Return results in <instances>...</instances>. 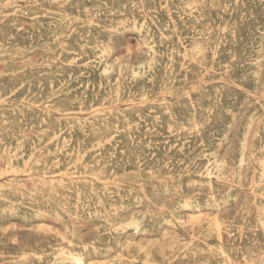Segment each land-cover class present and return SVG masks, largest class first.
Masks as SVG:
<instances>
[{"label": "rangeland", "instance_id": "374dc122", "mask_svg": "<svg viewBox=\"0 0 264 264\" xmlns=\"http://www.w3.org/2000/svg\"><path fill=\"white\" fill-rule=\"evenodd\" d=\"M116 1L0 0V264H264V0Z\"/></svg>", "mask_w": 264, "mask_h": 264}, {"label": "bare ground", "instance_id": "6f19581e", "mask_svg": "<svg viewBox=\"0 0 264 264\" xmlns=\"http://www.w3.org/2000/svg\"><path fill=\"white\" fill-rule=\"evenodd\" d=\"M51 1V0H50ZM77 1V0H76ZM89 1V0H88ZM97 1V0H96ZM104 1V0H103ZM118 1V0H117ZM116 1V2H117ZM99 2V1H98ZM241 2V1H240ZM249 2H250V0H249ZM260 2V1H259ZM263 2V1H262ZM52 3V2H51ZM110 3H111V1H110ZM118 3V2H117ZM149 3V2H148ZM217 3V2H216ZM65 4V3H64ZM109 4V3H108ZM134 4V3H133ZM154 4V3H153ZM259 4V3H258ZM82 6H83V4H81ZM151 5V4H150ZM167 5V4H166ZM247 5V4H246ZM263 5V4H262ZM74 6H77V5H74ZM106 6H107V4H106ZM169 6H171V5H169ZM200 6V5H199ZM239 6V5H238ZM242 6V5H241ZM260 6V5H259ZM8 7V6H7ZM32 7V6H31ZM30 7V8H31ZM34 7V6H33ZM36 7V6H35ZM123 7V6H122ZM174 7V6H173ZM205 7V6H204ZM240 7V6H239ZM248 6H246L245 8H247ZM64 8V7H63ZM118 8V7H117ZM127 8V7H126ZM172 8V7H171ZM192 8V7H191ZM194 8V7H193ZM241 8V7H240ZM264 7H262V9H263ZM55 9V8H54ZM65 9V8H64ZM167 9V8H166ZM173 9V8H172ZM242 9V8H241ZM8 10V9H7ZM6 10V11H7ZM10 10V9H9ZM18 10V9H17ZM37 10V9H36ZM85 10V9H84ZM104 10V9H103ZM180 10V9H179ZM199 10H200V8H199ZM233 10V9H232ZM246 10V9H245ZM248 10V9H247ZM42 11V10H41ZM44 11V10H43ZM47 11V10H46ZM87 11V10H86ZM105 11V10H104ZM108 11V10H107ZM109 11H110V9H109ZM126 11V10H125ZM135 11V10H134ZM133 11V12H134ZM140 11V10H139ZM240 11V10H239ZM49 12V11H48ZM54 12H56V11H54ZM101 12H102V10H101ZM246 12V11H245ZM254 12V11H253ZM20 13V12H19ZM65 13V12H64ZM149 14H150V12H148ZM199 13V12H198ZM248 13V12H247ZM48 14V13H47ZM57 14H59V13H57ZM91 14H92V12H91ZM93 14H95L94 12H93ZM177 14V13H176ZM186 14V13H185ZM235 14V13H234ZM13 15V14H12ZM16 15V14H15ZM25 15V14H24ZM43 15V14H42ZM53 15H55V14H53ZM121 15V14H120ZM169 15V14H168ZM180 15V14H179ZM183 15V14H182ZM209 15V14H208ZM39 16H41V15H39ZM59 16V15H58ZM110 16V15H109ZM118 16V15H117ZM122 16V15H121ZM190 16V15H189ZM12 17V16H11ZM24 17H27V16H24ZM46 17V16H45ZM70 17V16H69ZM73 17V16H72ZM99 17V16H98ZM261 17V16H260ZM8 18V17H7ZM40 18V17H39ZM97 18V17H96ZM164 18V17H163ZM192 18V17H191ZM243 18V17H242ZM257 18V17H256ZM259 18V17H258ZM36 19V18H35ZM56 19V18H55ZM165 19H168V18H165ZM193 19V18H192ZM15 20H16V18H15ZM44 20V19H43ZM59 20V19H58ZM62 20V19H61ZM66 20V19H65ZM95 20V19H94ZM97 20V19H96ZM95 20V21H96ZM164 20V19H163ZM200 20V19H199ZM37 21V20H36ZM171 21V20H170ZM176 21V20H175ZM178 21V20H177ZM180 21V20H179ZM196 21V20H195ZM204 21V20H203ZM4 22V21H3ZM2 22V23H3ZM8 22V21H7ZM10 22V21H9ZM61 22V21H60ZM93 22V21H92ZM1 23V24H2ZM54 23V22H53ZM57 23V22H56ZM20 24H21V22H20ZM32 24V23H31ZM37 24V23H36ZM40 24V23H39ZM58 24V23H57ZM61 24V23H60ZM83 24V23H82ZM176 24V23H175ZM190 24V23H189ZM200 24V23H199ZM6 25V24H5ZM4 25V26H5ZM16 25V24H15ZM17 25H19V24H17ZM16 25V26H17ZM43 25V24H42ZM74 25V24H73ZM96 25V24H95ZM181 25V24H180ZM7 26V25H6ZM12 26V25H11ZM27 26V25H26ZM29 26V25H28ZM62 26V25H61ZM72 26V25H71ZM98 26V25H97ZM172 26V25H171ZM191 26V25H190ZM30 27V26H29ZM49 27V26H48ZM52 27V26H51ZM68 27V26H67ZM83 27V26H82ZM88 27V26H87ZM101 27V26H100ZM155 27V26H154ZM13 28V27H12ZM15 28V27H14ZM27 29V28H26ZM44 29V28H43ZM51 29V28H50ZM59 29V28H58ZM80 29V28H79ZM86 29V28H85ZM169 29V28H168ZM260 29V28H259ZM37 30V29H36ZM61 30V29H60ZM88 30V29H87ZM163 30V29H162ZM190 30V29H189ZM222 30V29H221ZM225 30V29H224ZM44 31V30H43ZM49 31V30H48ZM66 31V30H65ZM64 31V32H65ZM69 31V30H68ZM81 31V30H80ZM89 31V30H88ZM218 31V30H217ZM230 31V30H229ZM6 32V31H5ZM19 32V31H18ZM26 32V31H25ZM28 32V31H27ZM60 32V31H59ZM165 32V31H164ZM226 32V31H225ZM22 33V32H21ZM67 33V32H66ZM74 33V32H73ZM159 33V32H158ZM1 34V33H0ZM61 34V33H60ZM63 34V33H62ZM76 34V33H75ZM83 34H84V32H83ZM160 34V33H159ZM227 34H228V32H227ZM92 35V34H91ZM20 36V35H19ZM56 36V35H55ZM68 36V35H67ZM22 37V36H21ZM66 37V36H65ZM178 37V36H177ZM13 38V37H12ZM62 38V37H61ZM72 38H75V37H72ZM88 38V37H87ZM215 38V37H214ZM71 39V38H70ZM80 39V38H79ZM92 39V38H91ZM200 39V38H199ZM6 40V39H5ZM4 40V41H5ZM23 40V39H22ZM67 40V39H66ZM175 40V39H174ZM234 40V39H233ZM259 40V39H258ZM13 41H14V39H13ZM54 41H55V39H54ZM82 41V40H81ZM168 41V40H167ZM170 41V40H169ZM239 41V40H238ZM237 41V42H238ZM245 41V40H244ZM101 42V41H100ZM210 42V41H209ZM215 42V41H214ZM224 42V41H223ZM236 42V41H235ZM23 43V42H22ZM26 43H28V42H26ZM32 43V42H31ZM217 43V42H216ZM228 43V42H227ZM1 44V43H0ZM207 44V43H206ZM212 44V43H211ZM214 44V43H213ZM3 45V44H2ZM7 45V44H6ZM19 44H17V46H18ZM196 45H198V44H196ZM223 45V44H222ZM9 46H10V42H9ZM64 46V45H63ZM189 46H190V44H189ZM245 46V45H244ZM24 47V46H23ZM247 47V46H246ZM258 47H260V46H258ZM68 48V47H67ZM212 48H213V46H212ZM221 48V47H220ZM233 48V47H232ZM193 49V48H192ZM244 49H246V48H244ZM214 50V49H213ZM10 51V50H9ZM19 51V50H18ZM218 51V50H217ZM250 51V50H249ZM264 51V50H263ZM106 52V51H105ZM104 52V53H105ZM152 52V51H151ZM159 52V51H158ZM184 52H185V50H184ZM199 52V51H198ZM197 52V53H198ZM246 52V51H245ZM196 53V54H197ZM200 53V52H199ZM185 54V53H184ZM216 54H217V52H216ZM7 55V54H6ZM198 55V54H197ZM223 55V54H222ZM227 55V54H226ZM186 56V55H185ZM13 57V56H12ZM218 57H219V55H218ZM183 59H184V57H183ZM219 59V58H218ZM217 59V60H218ZM212 61H213V59H211ZM255 60V59H254ZM8 62V61H7ZM92 62V61H91ZM158 62V61H157ZM11 63V62H10ZM95 63V62H94ZM209 63V62H208ZM188 64V63H187ZM11 65V64H10ZM75 65V64H74ZM88 65V64H87ZM96 65V64H95ZM99 65V64H98ZM104 65V64H103ZM1 66V65H0ZM3 66V65H2ZM2 66H1V68H2ZM14 66V65H13ZM16 66V65H15ZM77 66V65H76ZM232 66V65H231ZM11 67V66H10ZM69 67V66H68ZM95 67V66H94ZM229 67V66H228ZM253 67H254V65H253ZM93 68V67H92ZM3 69H4V67H3ZM74 69V68H73ZM103 69V68H102ZM108 68L107 67H104V71L105 70H107ZM0 70H2V69H0ZM164 70V69H163ZM167 70V69H166ZM251 70V69H250ZM14 71V70H13ZM168 71V70H167ZM247 71V70H246ZM90 72V71H89ZM165 72V71H164ZM199 72V71H198ZM210 72V71H209ZM214 72V71H213ZM102 73V72H101ZM188 73V72H187ZM217 73V72H216ZM103 74V73H102ZM253 74V73H252ZM218 75V74H217ZM233 75V74H232ZM249 75V74H248ZM250 75H251V73H250ZM20 77V76H19ZM22 77H24V76H22ZM22 77H20V78H22ZM101 77V76H100ZM229 77V76H228ZM248 77V76H247ZM251 77V76H250ZM7 78V77H6ZM9 78V77H8ZM192 78V77H191ZM246 78V77H245ZM22 80V79H21ZM188 81H190V80H188ZM245 81V80H244ZM248 81V80H247ZM12 82V81H11ZM21 82V81H20ZM102 82V81H101ZM173 82V81H172ZM175 83V82H174ZM7 84V83H6ZM22 84V83H21ZM113 85V84H112ZM175 85V84H174ZM261 85H262V83H261ZM5 86V85H4ZM24 86V85H23ZM0 87H2V86H0ZM209 87V86H208ZM220 87V86H219ZM229 87V86H228ZM23 88V87H22ZM116 88V87H115ZM232 88V87H231ZM240 88V87H239ZM15 89V88H14ZM25 89H26V87H25ZM86 89V88H85ZM102 89V88H101ZM6 90H7V88H6ZM18 90H20V88L18 89ZM121 90V89H120ZM241 90V89H240ZM245 90V89H244ZM10 91H11V86H10ZM193 91V90H192ZM207 91V90H206ZM242 91V90H241ZM262 91V90H261ZM6 92V91H5ZM86 92V91H85ZM102 92H104V91H102ZM101 92V93H102ZM246 92V91H245ZM244 92V93H245ZM206 93V92H205ZM260 93V92H259ZM9 94V93H8ZM107 94V93H106ZM204 94V93H203ZM189 95V94H188ZM251 95V94H250ZM246 96V95H245ZM65 97V96H64ZM6 98V97H5ZM61 98V97H60ZM185 99H187V98H185ZM247 99V98H246ZM263 99V98H262ZM9 100H11V99H9ZM191 100V99H190ZM189 100V101H190ZM264 100V99H263ZM110 101H111V98H110ZM109 101V102H110ZM184 101H186V100H184ZM197 103V102H196ZM220 103V102H219ZM259 103V102H258ZM257 103V104H258ZM263 103V102H262ZM161 104V103H160ZM206 104V103H205ZM256 104V105H257ZM153 105H154V103H153ZM165 105V104H164ZM195 105H197V104H195ZM200 105V104H199ZM142 106V105H141ZM162 106V105H161ZM166 106V105H165ZM206 106V105H205ZM221 106V105H220ZM23 107V106H22ZM53 107V106H52ZM51 107V108H52ZM155 107V106H154ZM190 107V106H189ZM200 107V106H199ZM222 107V106H221ZM47 108V107H46ZM156 108V107H155ZM188 108V107H187ZM190 108H192V107H190ZM216 108V107H215ZM220 108V107H219ZM27 109V108H26ZM33 109V108H32ZM124 109V108H123ZM157 109V108H156ZM164 109V108H163ZM222 109V108H221ZM15 110V109H14ZM24 110V109H23ZM129 110H131V109H129ZM213 110V109H212ZM219 110V109H218ZM6 111V110H5ZM4 111V112H5ZM28 111V110H27ZM51 111V110H50ZM106 111V110H105ZM128 111V110H127ZM137 111H139L138 110V108H137ZM231 111V110H230ZM6 112H8V111H6ZM16 112V111H15ZM23 112V111H22ZM130 112V111H129ZM168 112H170V111H168ZM167 112V113H168ZM213 112V111H212ZM11 113V112H10ZM17 113V112H16ZM16 113H14V114H16ZM105 113H107V112H105ZM120 113V112H119ZM118 113V115H120ZM229 113V112H228ZM104 114V113H103ZM128 114V113H127ZM130 114V113H129ZM166 114V113H165ZM169 114V113H168ZM173 114V113H172ZM178 114H179V112H178ZM205 114V113H204ZM31 115V114H30ZM108 115V114H107ZM117 115V114H116ZM176 115V114H175ZM218 115V114H217ZM11 116V115H10ZM27 116V115H26ZM95 116V115H94ZM105 116V115H104ZM174 116V115H173ZM192 116V115H191ZM219 116V115H218ZM231 116V115H230ZM14 117V116H13ZM37 117V116H36ZM39 117H41V116H39ZM51 117H53V116H51ZM124 118H125V116H123ZM164 117V116H163ZM171 117V116H170ZM2 118V117H1ZM16 118H17V114H16ZM119 118V117H118ZM121 119H122V116L120 117ZM165 118V117H164ZM221 118V117H220ZM223 118V117H222ZM3 119V118H2ZM4 119H5V117H4ZM11 119V118H10ZM18 119H19V117H18ZM18 119H15V120H18ZM44 119V118H43ZM53 119V118H52ZM94 119V118H93ZM112 119V118H111ZM193 119V118H192ZM195 119V118H194ZM12 120H13V118H12ZM20 120V119H19ZM35 121H36V119H34ZM41 120V119H40ZM47 120H49V119H47ZM56 120V119H55ZM218 120V119H217ZM28 121V120H27ZM62 121V120H61ZM109 121V120H108ZM176 121V120H175ZM14 122V121H13ZM31 122V121H30ZM46 122V121H45ZM55 122V121H54ZM87 122V121H86ZM111 122V121H110ZM124 122V121H123ZM173 122V121H172ZM200 122V121H199ZM249 122V121H248ZM5 123V122H4ZM12 123V122H11ZM19 123V122H18ZM17 123V124H18ZM24 123V122H23ZM116 123V122H115ZM125 123V122H124ZM177 123V122H176ZM229 123V122H228ZM7 124V123H6ZM14 124H15V122H14ZM43 124H44V122H43ZM54 124V123H53ZM83 124H85V123H83ZM93 124V123H92ZM122 124V123H121ZM126 124V123H125ZM199 124V123H198ZM264 124V123H263ZM28 125H29V123H28ZM38 125V124H37ZM41 125V124H40ZM39 125V126H40ZM116 125V124H115ZM196 125V124H195ZM22 126V125H21ZM76 126V125H75ZM92 126V125H91ZM132 126V125H131ZM13 127V126H12ZM42 127V126H41ZM96 127V126H95ZM102 127H104V126H102ZM115 127V126H114ZM117 127V126H116ZM197 127V126H196ZM127 128V127H126ZM36 129H38V128H36ZM75 129V128H74ZM88 129V128H87ZM202 129V128H201ZM206 129V128H205ZM29 130V129H28ZM51 130H53V128L51 129ZM126 130V129H125ZM129 130V129H128ZM136 130V129H135ZM134 130V131H135ZM84 131V130H83ZM133 131V130H132ZM131 131V132H132ZM137 131V130H136ZM199 131V130H198ZM12 132V131H11ZM37 132V131H36ZM68 132V131H67ZM66 132V133H67ZM202 132V131H201ZM26 133V132H25ZM69 133V132H68ZM86 133V132H85ZM84 133V134H85ZM90 133V132H89ZM101 133V132H100ZM115 133V132H114ZM259 133H260V131H259ZM1 134V133H0ZM23 134V133H22ZM44 134V133H43ZM47 134V133H46ZM57 133H55L54 134V136L56 135ZM120 134H122V132L120 133ZM126 134V133H125ZM261 134V133H260ZM262 134H263V131H262ZM38 135V134H37ZM36 135V136H37ZM90 135V134H89ZM106 136L108 135V134H105ZM111 135V134H110ZM123 135V134H122ZM200 135V134H199ZM207 135V134H206ZM206 135H205V137H206ZM223 135V134H222ZM58 136V135H57ZM63 136V135H62ZM79 136V135H78ZM92 136V135H91ZM113 136V135H112ZM211 136V135H210ZM11 137V136H10ZM31 137V136H30ZM34 137V136H33ZM93 137V136H92ZM96 137V136H95ZM99 137V136H98ZM119 137V136H118ZM12 138V137H11ZM83 138V137H82ZM103 138V137H102ZM229 138V137H228ZM264 138V137H263ZM9 139V138H8ZM18 139H20V137L18 138ZM25 139V138H24ZM33 139V138H32ZM44 139V138H43ZM89 139V138H88ZM87 139V140H88ZM205 139V138H204ZM1 140V139H0ZM11 140V139H10ZM31 140V139H30ZM35 140V139H34ZM60 140V139H59ZM61 140H63V139H61ZM65 140V139H64ZM90 140V139H89ZM96 140V139H95ZM148 140V139H147ZM214 140V139H213ZM264 140V139H263ZM38 141V140H37ZM51 141V140H50ZM66 141V140H65ZM142 141V140H141ZM212 141V140H211ZM257 141V140H256ZM34 142V141H33ZM43 142V141H42ZM74 142H75V140H74ZM78 142V141H77ZM81 142V141H80ZM143 142V141H142ZM39 143H40V140H39ZM49 143V142H48ZM54 143V142H53ZM72 143V142H71ZM86 143V142H85ZM91 143V142H90ZM115 143V142H114ZM149 143V142H148ZM209 143V142H208ZM229 143H230V141H229ZM257 143V142H256ZM261 143V142H260ZM12 144V143H11ZM19 144V143H18ZM34 144V143H33ZM43 144V143H42ZM42 144H40V145H42ZM56 144V143H55ZM63 144V143H62ZM139 144H141V143H139ZM2 145V144H1ZM45 145V144H44ZM68 145V144H67ZM229 145V144H228ZM5 146V145H4ZM9 146V145H8ZM62 146V145H61ZM70 146V145H69ZM89 147H90V145H88ZM143 146V145H142ZM261 146V145H260ZM263 146V145H262ZM31 147V146H30ZM46 147V146H45ZM48 147H49V145H48ZM87 147V146H86ZM109 147V146H108ZM137 147V146H136ZM140 147V146H139ZM209 147H210V145H209ZM218 148V147H217ZM14 149V148H13ZM136 149V148H135ZM7 150V149H6ZM44 150V149H43ZM50 150V149H49ZM67 150V149H66ZM211 150H213V149H211ZM18 151V150H17ZM31 151V150H30ZM48 151V150H47ZM53 151V150H52ZM224 151V150H223ZM240 151V150H239ZM261 151V150H260ZM21 152V151H20ZM38 152V151H37ZM42 152V151H41ZM48 152H50V151H48ZM26 153V152H25ZM215 153V152H214ZM13 154V153H12ZM18 154H20V153H18ZM49 154V153H48ZM52 154V153H51ZM255 154V153H254ZM34 155V154H33ZM53 155V154H52ZM55 155V154H54ZM208 155V154H207ZM4 155H2V157H3ZM10 156V155H9ZM38 156V155H37ZM221 156V155H220ZM135 157V156H134ZM156 157V156H155ZM207 157V156H206ZM213 157V156H212ZM43 158V157H42ZM46 158H48V157H46ZM20 159V158H19ZM208 159V158H207ZM257 159V158H256ZM18 160V159H17ZM31 160V159H30ZM224 160V159H223ZM37 161V160H36ZM225 161V160H224ZM249 161V160H248ZM158 162V161H157ZM164 162V161H163ZM40 163H41V161H40ZM42 163H43V161H42ZM214 163V162H213ZM212 163V164H213ZM237 163V162H236ZM11 164H13V163H11ZM37 164H38V162H37ZM36 164V165H37ZM131 164V163H130ZM211 164V163H210ZM31 165V164H30ZM156 165V164H155ZM165 165V164H164ZM209 165V164H208ZM241 165V164H240ZM14 166V165H13ZM24 166V165H23ZM40 166V165H39ZM45 166H46V164H45ZM158 166V165H157ZM226 166V165H225ZM32 167V166H31ZM36 167V166H35ZM95 167V166H94ZM97 167V166H96ZM140 167V166H139ZM149 167V166H148ZM153 167V166H152ZM227 167V166H226ZM261 167H262V169L264 170V157H263V159L261 160ZM11 168V167H10ZM28 168V167H27ZM98 168V167H97ZM104 168V167H103ZM106 168H108V169H110L109 167H106ZM105 168V169H106ZM160 168H162V165H161V167ZM167 168V167H166ZM169 168V167H168ZM211 168V167H210ZM36 169V168H35ZM34 169V170H35ZM80 169V168H79ZM85 169V168H84ZM83 169V170H84ZM88 169V168H87ZM93 169V168H92ZM107 169V170H108ZM194 169V168H193ZM198 169V168H197ZM196 169V170H197ZM48 170V169H47ZM95 170H96V168H95ZM154 170V169H153ZM158 170H159V168H158ZM211 170V169H210ZM214 170V169H213ZM52 171V170H51ZM101 171V170H100ZM185 171V170H184ZM188 171V170H187ZM199 171V170H198ZM25 172V171H24ZM33 172V171H32ZM47 172V171H46ZM90 172H92L91 170H90ZM89 172V173H90ZM95 172V171H94ZM122 172V171H121ZM156 172H157V169H156ZM159 172V171H158ZM189 172V171H188ZM204 172V171H203ZM202 172V173H203ZM206 172V171H205ZM209 172V171H208ZM226 172V171H225ZM7 173V172H6ZM30 173H31V171H30ZM42 173H43V171H42ZM48 173V172H47ZM87 173V172H86ZM97 173V172H96ZM104 173V172H103ZM149 173V172H148ZM171 173H173V172H171ZM213 173V172H212ZM216 173H217V171H216ZM234 173V172H233ZM257 173V172H256ZM18 174V173H17ZM34 174V173H33ZM36 174H37V172H36ZM51 174V173H50ZM49 174V175H50ZM84 174V173H83ZM208 174V173H207ZM211 174V173H210ZM221 174V173H220ZM260 174V173H259ZM5 175V174H4ZM7 175V174H6ZM48 175V174H47ZM100 175H101V173H100ZM151 175V174H150ZM229 175V174H228ZM46 176V175H45ZM203 176V175H202ZM211 176V175H210ZM215 176V175H214ZM227 176V175H226ZM232 176V175H231ZM16 177V176H15ZM14 177V178H15ZM21 177V176H20ZM87 177V176H86ZM209 177V176H208ZM216 177V176H215ZM17 178V177H16ZM64 178V177H63ZM81 178V177H80ZM82 178H84V177H82ZM95 178V177H94ZM214 178V177H213ZM252 178V177H251ZM258 178V177H257ZM18 179V178H17ZM17 179H16V182H17ZM27 179V178H26ZM34 179V178H33ZM36 179H38V178H36ZM69 179V178H68ZM203 179V178H202ZM209 179H210V177H209ZM249 179V178H248ZM13 180V179H12ZM41 180H44V178L43 179H41ZM231 180V179H230ZM95 181H96V179H95ZM144 181V180H143ZM146 181V180H145ZM150 181V180H149ZM171 181V180H170ZM169 181V182H170ZM184 181V180H183ZM261 181V180H260ZM31 182V181H30ZM73 182V181H72ZM142 182V181H141ZM232 182V181H231ZM259 182V181H258ZM262 182V181H261ZM11 183V182H10ZM98 183H100V182H98ZM156 183V182H155ZM173 183V182H172ZM196 183V182H195ZM7 184V183H6ZM14 184V183H13ZM24 184V183H23ZM22 184V185H23ZM26 184V183H25ZM28 184V183H27ZM30 184V183H29ZM64 184V183H63ZM89 185L90 186V188H91V190H93V184L91 183V182H89V181H87V179H84V183H83V185ZM96 183H94V185H95ZM133 184V183H132ZM145 184V183H144ZM184 184H185V182H184ZM215 184V183H214ZM225 184V183H224ZM228 184H230V183H228ZM233 184V183H232ZM17 185V184H16ZM38 185V184H37ZM53 185V184H52ZM70 185V184H69ZM73 185V184H72ZM80 185V184H79ZM99 185V184H98ZM105 185V184H104ZM203 185V184H202ZM222 185V184H221ZM262 185V184H261ZM264 185V184H263ZM5 186V185H4ZM31 186V185H30ZM29 186V187H30ZM33 186V185H32ZM39 186V185H38ZM43 186V185H42ZM45 186V185H44ZM51 186V185H50ZM56 186V185H55ZM136 186V185H135ZM149 186V185H148ZM195 186V185H194ZM207 186V185H206ZM255 186V185H254ZM253 186V187H254ZM28 187V186H27ZM47 187V186H46ZM62 187V186H61ZM69 187H72V186H69ZM104 187V186H103ZM132 187V186H131ZM138 187V186H137ZM151 187V186H150ZM8 188V187H7ZM42 188V187H41ZM45 188V187H44ZM99 188V187H98ZM106 188V187H105ZM112 188H115V187H112ZM142 188V187H141ZM172 188V187H171ZM186 188V187H185ZM259 188V187H258ZM4 189V188H3ZM20 189V188H19ZM59 189V188H58ZM71 189V188H70ZM89 189V188H88ZM101 189H102V187H101ZM109 189V188H108ZM115 189H117V188H115ZM120 189V188H119ZM173 189V188H172ZM224 189V188H223ZM232 189V188H231ZM264 189V188H263ZM25 190V189H24ZM30 190V189H29ZM76 190V189H75ZM80 190V189H79ZM79 190H76L75 191V194L78 196V198H79V200H77V201H80V200H82V197H84V196H82V192L81 191H79ZM97 190V189H96ZM156 190V189H155ZM181 190V189H180ZM252 190V189H251ZM250 190V191H251ZM3 191V190H2ZM8 191V190H7ZM17 191V190H16ZM37 191V190H36ZM40 191V190H39ZM44 191V190H43ZM52 191V190H51ZM65 191H66V189H65ZM87 191V190H86ZM106 191V190H105ZM157 191V190H156ZM259 191V190H258ZM18 192V191H17ZM16 192V193H17ZM73 192V191H72ZM91 192V191H90ZM100 192V191H99ZM128 192V191H127ZM133 192V191H132ZM135 192V191H134ZM145 192V191H144ZM216 192V191H215ZM214 192V193H215ZM249 192V191H248ZM15 193V192H14ZM37 193V192H36ZM62 193V192H61ZM69 193V192H68ZM128 194V193H127ZM144 194V193H143ZM200 194V193H199ZM198 194V195H199ZM230 194V193H229ZM10 195H11V193H10ZM9 195V196H10ZM13 195V194H12ZM16 195V194H15ZM38 195V194H37ZM57 195V194H56ZM118 195V194H117ZM145 195V194H144ZM219 195V194H218ZM14 196V195H13ZM101 196V195H100ZM100 196H99V198H98V200H97V202L99 203V204H104V202H105V199L103 198V197H101L100 198ZM119 196V195H118ZM207 196V195H206ZM254 196V195H253ZM11 197V196H10ZM18 197V196H17ZM36 197H38V196H36ZM40 198H41V196H39ZM57 197H58V195H57ZM87 197V196H86ZM107 197V196H106ZM114 197V196H113ZM134 197V196H133ZM219 197V196H218ZM25 198V197H24ZM30 198V197H29ZM64 198V197H63ZM70 198V197H69ZM68 198V199H69ZM146 198H148V197H146ZM190 198H192V197H190ZM208 198V197H207ZM224 198V197H223ZM253 198V197H252ZM14 199V198H13ZM44 199V198H43ZM95 199V198H94ZM93 199V200H94ZM110 199V198H109ZM178 199V198H177ZM197 199V198H196ZM258 199V198H257ZM261 199H264V198H261ZM2 200V199H1ZM21 200V199H20ZM72 200V199H71ZM85 200V199H84ZM111 200V199H110ZM123 200V199H122ZM149 200V199H148ZM184 200V199H183ZM212 200V199H211ZM213 200L215 201L216 199H214L213 198ZM219 200V199H218ZM3 201V200H2ZM32 201H33V199H32ZM37 201V200H36ZM91 201V200H90ZM96 201V200H95ZM125 201V200H124ZM133 201V200H132ZM139 201H140V199H139ZM200 201V200H199ZM41 202H43V201H41ZM40 202V203H41ZM49 202V201H48ZM83 202V201H82ZM89 202V201H88ZM143 202V201H142ZM185 202V201H184ZM31 203V202H30ZM52 203V202H51ZM84 203V202H83ZM106 203V202H105ZM118 203H119V201H118ZM145 203H146V201H145ZM193 203V202H192ZM47 204V203H46ZM54 204V203H53ZM170 204V203H169ZM191 204V203H190ZM253 204V203H252ZM11 205V204H10ZM16 205V204H15ZM20 205V204H19ZM28 205H30L29 203H28ZM33 205H36V204H33ZM85 205V204H84ZM123 204H121V206H122ZM45 206V205H44ZM81 206V205H80ZM147 206V205H146ZM230 206V205H229ZM245 206V205H244ZM9 207V206H8ZM17 207V206H16ZM41 207V206H40ZM46 207V206H45ZM85 207H87V206H84V208ZM109 207V206H108ZM149 207V206H148ZM154 207H156V206H154ZM177 207V206H176ZM257 207V206H256ZM20 208H22L21 206H20ZM42 208V207H41ZM55 208V207H54ZM83 208V207H82ZM89 208V207H88ZM241 208V207H240ZM5 209V208H4ZM100 209V208H99ZM16 210V209H15ZM59 210V209H58ZM69 210V209H68ZM85 210V209H84ZM116 210V208H114L113 209V211H115ZM202 210V209H201ZM205 210V209H204ZM207 210H208V208H207ZM211 210V209H210ZM258 210V209H257ZM63 211V210H62ZM70 211V210H69ZM76 211V210H75ZM88 211V210H87ZM96 211V210H95ZM109 211V210H108ZM209 211V210H208ZM242 211V210H241ZM245 211V210H244ZM51 212H53V211H51ZM61 212V211H60ZM90 212V211H89ZM103 212V211H102ZM149 212V211H148ZM205 212V211H204ZM246 212V211H245ZM4 213V212H3ZM13 213V212H12ZM17 213V212H16ZM29 213V212H28ZM33 213V212H32ZM54 213V212H53ZM83 213V212H82ZM125 213V212H124ZM157 213V212H156ZM190 213V212H189ZM78 214V213H77ZM86 214V213H85ZM146 214H147V212H146ZM196 214V213H195ZM245 214V213H244ZM247 214V213H246ZM257 214L258 215H261L262 216V218H260V223H261V227L262 228H264V219H263V216H264V209H262V210H259V211H257ZM1 215V214H0ZM28 215V214H27ZM34 215V214H33ZM36 215V214H35ZM75 215V214H74ZM84 215V214H83ZM101 215V214H100ZM115 215V214H114ZM154 215V214H153ZM56 216H58V215H56ZM79 216V215H78ZM149 216V215H148ZM161 216V215H160ZM206 216V215H205ZM257 216V215H256ZM65 217V216H64ZM72 217V216H71ZM91 217V216H90ZM103 217V216H102ZM109 217V216H108ZM157 217V216H156ZM34 218V217H33ZM51 218V217H50ZM69 218V217H68ZM110 218V217H109ZM163 218V217H162ZM206 218V217H205ZM208 218V217H207ZM214 218V217H213ZM232 218V217H231ZM239 218V217H238ZM52 219V218H51ZM78 219V218H77ZM94 219V218H93ZM121 219V218H120ZM139 217H136V216H133L132 217V227H134V231H135V233H137L138 235H139V233L140 234H144L145 235V228H144V226L142 227V225H141V223H140V221H139ZM103 220V219H102ZM117 220H118V218H117ZM123 220V219H122ZM192 220H193V218H192ZM208 220V219H207ZM72 221V220H71ZM92 221V220H91ZM124 221V220H123ZM97 222H99V221H97ZM204 222V221H203ZM231 222V221H230ZM187 223V222H186ZM189 223H191L190 221H189ZM237 223V222H236ZM256 223V222H255ZM41 224V223H40ZM51 224V223H50ZM61 224V223H60ZM97 224V223H96ZM108 224V223H107ZM192 224H193V222H192ZM191 224V225H192ZM200 224V223H199ZM214 224V223H213ZM73 225V224H72ZM98 225V224H97ZM105 225V224H104ZM245 225V224H244ZM45 226H46V224H45ZM111 226V225H110ZM124 226V225H123ZM131 226V225H130ZM166 226V225H165ZM194 226V225H193ZM204 226V225H203ZM207 226H209V225H207ZM223 226H225V225H223ZM236 226V225H235ZM246 226H247V224H246ZM41 227V226H40ZM170 227V226H169ZM202 227V226H201ZM229 227V226H228ZM233 227V226H232ZM237 227V226H236ZM235 227V228H236ZM239 227V226H238ZM250 227H252V225L250 226ZM260 227V228H261ZM42 228V227H41ZM47 228H48V226H47ZM73 228V227H72ZM103 228V227H102ZM117 228V227H116ZM126 228V227H125ZM222 228V227H221ZM257 228V227H256ZM52 229V228H51ZM87 229V228H86ZM97 229V228H96ZM195 229V228H194ZM197 229H199V228H197ZM220 228H219V225H218V230H219ZM229 229H231V228H229ZM46 230V229H45ZM49 230V229H48ZM58 230V229H57ZM83 230H85V229H83ZM89 230V229H88ZM105 230V229H104ZM118 230H119V227H118ZM210 230V229H209ZM221 230V229H220ZM252 230H253V228H252ZM217 231V230H216ZM222 231V230H221ZM244 231V230H243ZM39 232V231H38ZM57 232V231H56ZM101 232V231H100ZM132 232V231H131ZM193 232V231H192ZM220 232V231H219ZM225 232V231H224ZM246 232V231H245ZM44 233V232H43ZM52 233V232H51ZM106 233V232H105ZM116 233H117V231H116ZM197 233V232H196ZM208 233V232H207ZM216 233V232H215ZM248 233V232H247ZM59 234V233H58ZM102 234V233H101ZM101 234H99V236L101 235ZM111 234V233H110ZM109 234V235H110ZM239 234V233H238ZM253 234V233H252ZM251 234V235H252ZM57 235V234H56ZM61 235V234H60ZM216 235V234H215ZM222 235H224V234H222ZM235 235V234H234ZM249 235V234H248ZM255 235V234H254ZM62 236V235H61ZM117 236V235H116ZM147 236V235H146ZM182 236V235H181ZM210 236V235H209ZM253 236V235H252ZM260 236V235H259ZM67 237V236H66ZM190 237H192V236H190ZM200 237V236H199ZM220 237H221V234H220ZM231 237V236H230ZM229 237V238H230ZM244 237V236H243ZM123 238H125V237H123ZM122 238V239H123ZM88 239V238H87ZM221 239V238H220ZM242 239V238H241ZM240 239V240H241ZM81 240V239H80ZM205 240V239H204ZM210 240V239H209ZM208 240V241H209ZM227 240V239H226ZM211 241H212V239H211ZM218 241V240H217ZM216 241V242H217ZM239 241V240H238ZM247 241H248V238H247ZM254 241V240H253ZM257 241V240H256ZM196 242V241H195ZM225 242V241H224ZM240 242V241H239ZM202 243V242H201ZM246 243V242H245ZM69 244H70V247H65L64 249H63V254L65 255L64 256V259H66V260H68L69 261V264H93V263H85L84 262V259H83V253L81 252V250L83 249V245L81 246H73L70 242H69ZM92 244V243H91ZM183 244V243H182ZM240 244V243H239ZM250 244V243H249ZM248 244V245H249ZM194 245V244H193ZM244 245V244H243ZM255 245V244H254ZM92 246V245H91ZM198 246V245H197ZM225 246V245H224ZM230 246V245H229ZM240 246H241V244H240ZM245 246V245H244ZM247 246V245H246ZM250 246V245H249ZM248 246V247H249ZM256 246V245H255ZM93 247V246H92ZM94 247H96V246H94ZM93 247V248H94ZM140 247L141 248H145V246L144 245H140ZM183 247H186V246H183ZM203 247H204V245H203ZM220 247V246H219ZM226 247V246H225ZM263 247V246H262ZM188 248V247H187ZM194 248V247H193ZM206 248V247H205ZM208 248V247H207ZM206 248V249H207ZM212 248H214V247H212ZM228 248V247H227ZM256 248V247H255ZM86 249L88 250V248H87V246H86ZM182 249V248H181ZM195 249H197L196 247H195ZM199 249V248H198ZM203 249V248H202ZM59 250V249H58ZM121 250V249H120ZM179 250V249H178ZM201 250V249H200ZM212 250V249H211ZM245 250H246V248H245ZM261 250V249H260ZM259 250V251H260ZM62 251V250H61ZM75 251V252H74ZM167 251H168V249H167ZM183 251H184V249H183ZM223 251V250H222ZM252 251V250H251ZM55 252V251H54ZM56 252H57V250H56ZM181 252V251H180ZM230 252V251H229ZM234 252V251H233ZM247 252V251H246ZM258 252V251H257ZM261 252H262V250H261ZM37 253V252H36ZM60 253V252H59ZM62 253V252H61ZM127 253V252H126ZM183 253V252H182ZM209 253V252H208ZM224 253V252H223ZM238 253V252H237ZM263 253V252H262ZM178 254H179V252H178ZM210 254V253H209ZM251 254V253H250ZM194 255V254H193ZM197 255V254H196ZM200 255V254H199ZM198 255V256H199ZM240 255V254H239ZM255 255V254H254ZM259 255V254H258ZM36 256H38V255H36ZM247 256H249V255H247ZM262 256V255H261ZM27 257H28V255H27ZM30 257V256H29ZM40 257V256H39ZM44 257V256H43ZM181 257V256H180ZM194 257V256H193ZM219 257V256H218ZM225 257V256H224ZM223 257V258H224ZM242 257V256H241ZM255 257V256H254ZM42 258V257H41ZM40 258V259H41ZM96 258V257H95ZM165 258V257H164ZM183 258V257H182ZM213 258V257H212ZM226 258H228L229 260H230V257L229 256H227ZM262 258V257H261ZM37 259V258H36ZM120 259V258H119ZM167 259H169V258H167ZM175 259V258H174ZM184 259V258H183ZM183 259H181V260H183ZM186 259V258H185ZM202 259V258H201ZM251 259V258H250ZM43 260V259H42ZM89 260V259H88ZM192 260H193V258H192ZM243 260V259H242ZM259 260V259H258ZM87 261V260H86ZM188 261V260H187ZM227 261V260H226ZM251 261V260H250ZM16 262H18V261H16ZM27 262H29V261H27ZM96 262H99V261H96ZM191 262H193V261H191ZM217 262V261H216ZM224 262V261H223ZM256 263H257V259H256V261H255ZM47 263V262H46ZM141 263H142V261H141ZM146 263H148V262H146ZM203 263V262H202ZM261 263V262H260ZM30 264V263H29ZM228 264H232V262H230V261H228ZM234 264V263H233Z\"/></svg>", "mask_w": 264, "mask_h": 264}]
</instances>
